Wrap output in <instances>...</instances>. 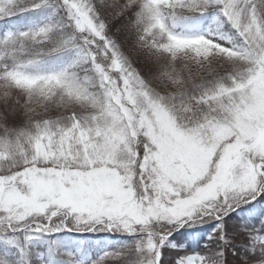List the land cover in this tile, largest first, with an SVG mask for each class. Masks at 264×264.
<instances>
[{
    "label": "snow or ice",
    "instance_id": "snow-or-ice-1",
    "mask_svg": "<svg viewBox=\"0 0 264 264\" xmlns=\"http://www.w3.org/2000/svg\"><path fill=\"white\" fill-rule=\"evenodd\" d=\"M0 264H264V0H0Z\"/></svg>",
    "mask_w": 264,
    "mask_h": 264
}]
</instances>
